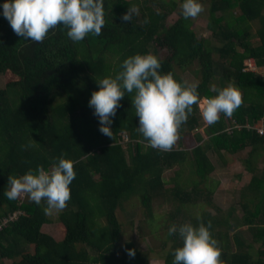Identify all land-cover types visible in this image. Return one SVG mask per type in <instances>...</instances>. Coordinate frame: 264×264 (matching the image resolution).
I'll use <instances>...</instances> for the list:
<instances>
[{
    "label": "trees",
    "instance_id": "1",
    "mask_svg": "<svg viewBox=\"0 0 264 264\" xmlns=\"http://www.w3.org/2000/svg\"><path fill=\"white\" fill-rule=\"evenodd\" d=\"M181 3L104 0L102 35L90 33L79 43L59 25L42 43L26 41L0 15V74L14 76L0 87V222L7 219L0 229V264H149L148 251L122 238L126 224L117 208L123 210L122 202L135 195L146 221H154L156 197L173 207L165 219L162 248L169 246L164 264H173L172 252L182 246L178 234H168L169 227L188 222L211 223L222 264H264V169L258 168L264 135L245 126L264 122V77L243 70L248 58L264 68V0H201L207 3L211 38L196 35L192 19L182 15ZM133 7L138 14L123 21ZM176 10L178 17L171 20ZM148 53L159 58L162 73L171 72L180 81L184 80L178 69L197 65L192 70L201 100L216 95L214 88L233 83L242 104L231 118L221 114L211 126L194 104L173 148L162 151L150 147L138 132L134 94L126 93L113 117L112 138L102 134L88 103L91 93L99 90L96 80L114 77L127 57ZM232 120L244 126L229 132ZM125 133L129 140L123 146L119 141ZM189 135L197 143L186 148L182 143ZM209 153L221 165L229 163L226 157L233 160L235 154H243L241 162L251 173L242 188L244 218L234 215V206L219 215L209 211L210 205L221 209L212 202L218 183L210 178L216 165ZM62 155L74 162L76 177L70 185L71 199L55 216L45 213L43 200L37 205L26 194L16 200L4 195L10 175L38 166L49 169ZM172 169V187L166 188L164 173ZM202 202V210L189 208ZM52 222L55 229L47 230ZM143 223L142 219L139 228ZM246 223L253 233L250 242L236 232L230 234ZM143 231L140 240L145 238ZM128 249L135 251L134 257Z\"/></svg>",
    "mask_w": 264,
    "mask_h": 264
},
{
    "label": "clouds",
    "instance_id": "2",
    "mask_svg": "<svg viewBox=\"0 0 264 264\" xmlns=\"http://www.w3.org/2000/svg\"><path fill=\"white\" fill-rule=\"evenodd\" d=\"M180 6L185 19H196L204 12L201 0H182ZM0 10L14 33L33 43H42L58 25L66 28L67 36L76 43L90 33L100 37L105 25L104 0H3ZM136 14L137 8H129L122 20L130 22ZM148 22L145 19L144 23ZM120 67L114 77L96 80L99 90L91 93L88 102L98 118L99 131L111 138L113 117L126 93L134 94L131 103L138 117V132L150 147L162 151L173 148L178 130L192 114L194 104L199 105L209 126L217 123L221 114L231 118L242 104L241 92L233 83L214 88L216 95L201 101L198 83L177 80L171 72L162 73L159 58L151 53L129 56ZM75 177L74 162L62 155L49 169L38 166L23 175H10L4 195L16 200L26 194L37 205L43 200L46 214L63 210L71 199L70 185ZM210 229V222L171 225L168 234H178L182 241V246L172 252L173 264H222L218 241ZM127 252L135 256L133 249Z\"/></svg>",
    "mask_w": 264,
    "mask_h": 264
},
{
    "label": "rangeland",
    "instance_id": "3",
    "mask_svg": "<svg viewBox=\"0 0 264 264\" xmlns=\"http://www.w3.org/2000/svg\"><path fill=\"white\" fill-rule=\"evenodd\" d=\"M204 7V12L201 13L199 17L196 19H192L193 22V28H195L196 35L199 37H207L211 38V32L207 26V15H208V10H207V3H202ZM178 11L176 10L174 13L170 15V19L174 20L178 17ZM257 38H254L253 41L256 42ZM192 69H197V65L194 64V66L191 67ZM192 69L188 70H180L178 69L179 74L183 78L184 81H188L189 83H196L198 81L197 75L194 73ZM14 78L13 75H11L9 72L0 74V87L3 86L7 81L12 80ZM202 101V100H201ZM203 133L204 127L199 126L197 128ZM192 133H190L191 135ZM184 138L183 140V145L184 147L188 148L191 147L192 145L196 144L197 142L194 140L193 137ZM246 150H244L242 153L244 154ZM211 154H209L210 156ZM237 155V154H236ZM212 156V155H211ZM213 158V162L217 166L215 171H213L210 174V178L216 181L217 183V190L219 192V195H214L213 197V203H219L223 204L224 200V194H225V189H230L236 185V180L233 175V169L238 170L241 169L239 164L237 166L233 165H226L222 167V165L216 161ZM226 170V171H225ZM174 169L172 170H166L164 173V180H166L165 187L166 188H171L172 187V182H171V177L173 174ZM242 178V177H241ZM235 180V182H234ZM239 185L243 186L247 181L248 177L246 179H238ZM234 182V183H232ZM190 188V186H189ZM234 190L236 188L234 187ZM232 197V192L229 194ZM230 199V198H229ZM228 199V200H229ZM232 200V199H231ZM233 204L235 201H237V198H233ZM153 203V212L155 213V218L152 220L146 221L148 219V216L145 214L144 209L142 208L140 201L138 199V196L135 195L133 196L130 200L123 201L121 205L123 210L121 208H117L118 215L121 218L122 222H124L126 225L123 226L125 227V232L123 233V239H131L136 243V245L139 248H142L143 250L148 251V256H149V264H164L163 263V257L165 252L168 250L169 243H167L166 248H162V241L166 239V225H165V219L167 217V212L171 210L173 207L170 202L164 201L161 197H156L152 201ZM203 203V202H202ZM203 206L206 207V204H202L198 207L196 206H189L191 210H196L199 208V210H202ZM188 207V206H187ZM144 211V212H143ZM212 212H214V209H211ZM56 215V210L52 211V216ZM144 220V223L141 224L142 228H139L138 223L141 222V220ZM146 224V225H145ZM145 225V231H143V226ZM49 226V227H48ZM46 228L49 230V228H54V222H52L50 225H48ZM150 226V228H149ZM59 231V230H58ZM143 231L146 235L144 240H140V232ZM151 249V250H149ZM164 249V250H163Z\"/></svg>",
    "mask_w": 264,
    "mask_h": 264
},
{
    "label": "crops",
    "instance_id": "4",
    "mask_svg": "<svg viewBox=\"0 0 264 264\" xmlns=\"http://www.w3.org/2000/svg\"><path fill=\"white\" fill-rule=\"evenodd\" d=\"M209 154H211V153H209ZM211 155H210V158L212 159V162H213V158L212 157L214 156V159L216 160V156L213 155V154H211ZM240 155H243V154H237V155L235 154L234 155L235 158L233 157L234 158L233 160H231L230 157H226L225 158V160L228 161L229 163L228 164H225V165H222V167H224L226 165L237 166L239 164V166H240L241 169H238V170L233 169V175H232V177H234V179L236 180V183H237L236 185H234V187L236 188V190H234V187H232L230 189H225V194L223 195L224 196L223 197L224 198L223 204L216 203L217 206L220 205L221 209H218V208L216 209L212 205L208 206V209H209V211L212 214L219 215L221 213L220 211H222V213H225V210H227V208H229L230 206H234V208H235L234 215L237 216V217H239V218H241V217L244 218L243 217V215L245 214L244 213V209L241 208V202L242 201H245L244 200L245 198L242 197V188H243V186H245L249 182L250 177H251V173L249 171H247L246 169H244V166H243V164L241 162V158L242 157H240ZM258 168L261 169L260 172H262V170L264 169V157H262V156L259 159ZM247 177H248V181L243 186L239 185V182H238L239 180L238 179H243L244 180ZM235 180H234V182H235ZM234 182H232V183H234ZM217 188H216V190H217ZM231 192H232V197L229 195ZM215 194L216 195H219V192L218 191L217 192L215 191ZM235 197L237 198V201H235V203H237V204H233V202H234L233 201V198H235ZM249 204H250V206H252V203H249ZM211 209H214L215 211L212 212ZM254 222H256V219L254 220ZM235 232L238 233L239 236L243 240H245L247 242H250L253 239V233L251 231H249V228H248V224L247 223L244 224V225L238 226L236 229L235 228H232L231 231H230V234L233 235V233H235ZM254 246H256V249H258V246L259 245L255 243Z\"/></svg>",
    "mask_w": 264,
    "mask_h": 264
},
{
    "label": "built area",
    "instance_id": "5",
    "mask_svg": "<svg viewBox=\"0 0 264 264\" xmlns=\"http://www.w3.org/2000/svg\"><path fill=\"white\" fill-rule=\"evenodd\" d=\"M244 71H250V72H256V73H260V75L262 77H264V68L260 67L257 65L255 59L253 58H248L247 60H245L244 62V68H243ZM206 98V97H205ZM204 99V98H203ZM202 99V100H203ZM199 106V105H198ZM200 109V107H199ZM233 124H232V127H228L227 128V131L229 132H232V128H242L244 125L242 124H239V123H236L234 120H232ZM247 128H253L255 130H257V132L260 134V135H264V122L263 120H260L259 122H257L256 124H254L253 126H251L250 124H246L245 125ZM129 140V137L128 135L125 133L122 135V140L121 142L122 143H126L127 141ZM7 222V219H3L1 222H0V229L3 227V225H5V223Z\"/></svg>",
    "mask_w": 264,
    "mask_h": 264
}]
</instances>
